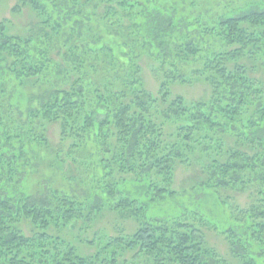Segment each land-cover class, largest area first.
<instances>
[{"label": "trees", "instance_id": "obj_1", "mask_svg": "<svg viewBox=\"0 0 264 264\" xmlns=\"http://www.w3.org/2000/svg\"><path fill=\"white\" fill-rule=\"evenodd\" d=\"M227 1L19 0L16 12L34 18L29 29L0 24V264H123L119 250L155 264H230L201 225L225 236L237 264H264V1ZM196 64L191 74L206 76L212 98L190 104L146 90L145 65L184 82ZM158 101L168 105L160 122ZM55 124L82 137L76 148L103 151L102 177L134 175L103 182L96 195L110 210L143 216L128 242L81 256L46 236L51 222L77 223L83 212L69 209L67 191L32 193L28 183ZM191 154H202L200 179L178 193L174 175ZM248 189L261 206L234 211L232 198ZM22 218L37 228L33 237L11 228Z\"/></svg>", "mask_w": 264, "mask_h": 264}, {"label": "rangeland", "instance_id": "obj_2", "mask_svg": "<svg viewBox=\"0 0 264 264\" xmlns=\"http://www.w3.org/2000/svg\"><path fill=\"white\" fill-rule=\"evenodd\" d=\"M264 1V0H256ZM245 0H228L227 3L231 7H235L236 4L244 3ZM19 0H0V24L6 25L10 29L11 33L27 31L33 21V16L25 13L20 14L16 12L15 8L18 6ZM247 3V2H246ZM246 7L245 9H250ZM244 9L240 10L243 12ZM200 67L201 65H187L183 72L185 78L188 81H179L173 79V73L171 68L163 69L160 65L144 66V80L146 90L151 93L153 98H160L162 92H168L169 98H175L176 96H182L187 103L192 104L194 101L205 100L212 98V86L205 81L206 76L202 75L194 77L191 74L190 67ZM260 73H263L262 71ZM184 78V79H185ZM173 79V80H172ZM155 108H152L154 115L152 118L158 122L162 119L164 111H166L167 104L163 102H156ZM12 109L16 107L12 106ZM13 114V113H12ZM161 117V118H158ZM49 138L50 153L45 155L44 161L38 160L35 164V160L31 161L32 173L29 176V182L32 187V193H35V189L38 190L41 187L50 189L52 185L51 196H53L52 190L55 191H67L70 193L72 207H80L82 212V218H79L77 223H73L68 220H58L56 224L51 222V226L46 233L48 238H52L55 242H59V251L61 253H67L69 249H74L75 253L81 256H88L96 253L101 248H104L108 243L111 245H119L121 242L126 243L129 238L134 235L143 220V216L137 219L135 216H130L127 211L110 210L104 203V200L97 198V192L99 191L103 182L112 180H121L123 178L133 179L134 175L129 172L118 173L116 171L112 175H108L105 172L104 177L99 174L98 168L100 165L97 160L104 156L103 151L86 145L82 149L76 148L80 143L82 137L71 135L68 136L63 133V129L60 124L50 126ZM172 135L166 136V141L161 144H165L167 141L175 138V131ZM197 136V134H196ZM66 137V140L62 142V138ZM195 137H192V139ZM109 143L118 145V140L108 139ZM116 142V143H115ZM190 150L195 147L196 144L190 142ZM75 147V148H74ZM187 150V149H186ZM95 151V154L93 152ZM189 152V151H188ZM139 153V152H137ZM140 154V153H139ZM137 154V156L144 154ZM199 154L195 157L193 154L189 155V159L180 164L175 172L172 190L178 193H185L193 189V186L200 179V165ZM205 162L208 163L209 159L206 156ZM142 163V160L140 161ZM108 170V169H107ZM36 183V184H35ZM65 197H61L60 200H64ZM233 209L236 212L244 211V209H250L253 204L261 206L258 201L257 194L254 190L248 189L237 197L232 198ZM55 204V202H53ZM80 204V205H79ZM101 204V205H100ZM99 205V208L98 206ZM255 205V206H256ZM97 206V207H95ZM101 206V207H100ZM95 207V208H93ZM125 213V214H124ZM189 216V214H187ZM61 215L55 216L60 218ZM189 219L193 223L194 218L189 216ZM195 223V222H194ZM197 225V224H196ZM199 226V225H197ZM200 227V226H199ZM11 228L17 229L20 235L27 238L33 237V233L37 231L33 224H30L29 220L22 218L17 220L16 223L11 224ZM204 233V242L208 247L215 249L221 257L227 258L230 264H237L236 260L232 257L228 241L224 235L210 229L207 226L200 227ZM40 236V235H38ZM36 238V236H35ZM119 239L120 242H116ZM258 243L264 244V234L257 237ZM38 242V241H37ZM125 249V248H123ZM48 251V249H47ZM122 252L123 264H155L153 261L147 259L145 255H138L136 251L119 250Z\"/></svg>", "mask_w": 264, "mask_h": 264}]
</instances>
